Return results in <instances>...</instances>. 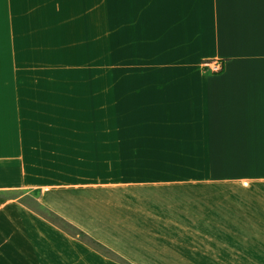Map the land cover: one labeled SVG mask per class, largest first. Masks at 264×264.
Listing matches in <instances>:
<instances>
[{
    "label": "crops",
    "instance_id": "1",
    "mask_svg": "<svg viewBox=\"0 0 264 264\" xmlns=\"http://www.w3.org/2000/svg\"><path fill=\"white\" fill-rule=\"evenodd\" d=\"M113 9L110 103L105 62L89 83L45 49L83 46L73 15L106 0H0V264H101L5 194L23 190L95 237L112 227L134 264H264V0Z\"/></svg>",
    "mask_w": 264,
    "mask_h": 264
},
{
    "label": "rangeland",
    "instance_id": "2",
    "mask_svg": "<svg viewBox=\"0 0 264 264\" xmlns=\"http://www.w3.org/2000/svg\"><path fill=\"white\" fill-rule=\"evenodd\" d=\"M92 5V3L90 2ZM96 6V5H95ZM75 18V26L82 25L84 31L87 32L88 41L84 43L83 46H71V47H57L56 49H49V47H45L47 52L52 53H62L68 52V54L73 55L74 58V72L75 75H78L81 72L88 73L89 72V83H92L98 72V65L101 66V71L104 68V62L106 65V80H107V101L110 103L113 101L112 98V87H113V58L115 52L114 46V27H115V20L119 15L114 13L113 9V0H106V10L105 12H98L95 10L94 12L85 13V14H74ZM129 16L132 17V24L136 27L144 26L145 23V14L137 13L133 15H126V19L129 20ZM129 23V21H127ZM103 32L105 33V42H102ZM124 48V47H123ZM126 53L129 54L130 50H132L133 54H136V47H125ZM13 51V47H9V52ZM39 51H44V47L39 48ZM128 59V58H127ZM212 61H208L205 63V66L209 68L210 71H214L212 67L210 68L207 63ZM13 65V63H11ZM86 78V77H85ZM81 81V78L78 79ZM92 92L93 90L89 88ZM89 91V92H90ZM107 121H113V111L111 109H107ZM112 158L107 159V170L112 168L111 166ZM8 196H20L21 201L31 208L37 206L41 203L39 199V193L36 190H23V191H11L5 193ZM42 204V203H41ZM43 205V204H42ZM47 207V206H46ZM49 208V207H48ZM35 212L39 213L38 211L34 210ZM54 211V210H53ZM56 212V211H55ZM57 213V212H56ZM59 214V213H58ZM60 215V214H59ZM62 216V215H61ZM63 217V216H62ZM65 218V217H64ZM66 219V218H65ZM49 220V219H48ZM68 220V219H67ZM50 221V220H49ZM52 222V221H51ZM72 222V221H70ZM73 223V222H72ZM59 229H62L58 224L54 223ZM75 224V223H73ZM77 225V224H75ZM112 226L113 224L110 223ZM78 226V225H77ZM79 228L83 229L82 227L78 226ZM110 226H105V228L101 229L98 232L96 228L97 234L99 233L102 238L93 236L89 231L83 229L86 233L90 236L95 238L96 240L100 241L106 246V250L103 252L94 248L93 246L87 244L86 242L82 241L78 237L69 234L65 231L72 239V245L75 252V261H80L83 257H86V254H89V261L101 264H134L127 258L125 255L121 254L113 247V243L118 242L120 237L119 232H116L114 229L109 228ZM128 240V239H126ZM140 246L137 247L133 256L137 254L141 256H145V253L140 251ZM143 250V249H142ZM109 251V252H108ZM111 251V252H110Z\"/></svg>",
    "mask_w": 264,
    "mask_h": 264
},
{
    "label": "trees",
    "instance_id": "3",
    "mask_svg": "<svg viewBox=\"0 0 264 264\" xmlns=\"http://www.w3.org/2000/svg\"><path fill=\"white\" fill-rule=\"evenodd\" d=\"M34 210L38 211L42 216L49 219L53 223L58 224L62 229L67 231L69 234H72L82 241L86 242L87 244L93 246L94 248L104 251L106 250V246L101 243L100 241L96 240L88 233H86L83 229L79 228L77 225L73 224L69 220L65 219L52 209L42 205L39 203L37 206L33 207ZM109 252V251H108ZM111 252V251H110Z\"/></svg>",
    "mask_w": 264,
    "mask_h": 264
},
{
    "label": "built area",
    "instance_id": "4",
    "mask_svg": "<svg viewBox=\"0 0 264 264\" xmlns=\"http://www.w3.org/2000/svg\"><path fill=\"white\" fill-rule=\"evenodd\" d=\"M206 65H208L209 67L211 66L214 71H220L223 69V64L222 62H219V61H213V62L207 63Z\"/></svg>",
    "mask_w": 264,
    "mask_h": 264
}]
</instances>
